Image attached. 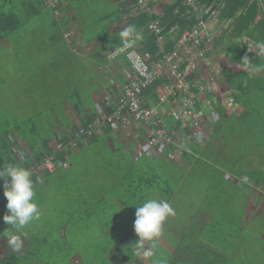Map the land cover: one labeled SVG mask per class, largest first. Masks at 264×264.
I'll return each instance as SVG.
<instances>
[{
  "label": "rangeland",
  "instance_id": "1",
  "mask_svg": "<svg viewBox=\"0 0 264 264\" xmlns=\"http://www.w3.org/2000/svg\"><path fill=\"white\" fill-rule=\"evenodd\" d=\"M57 4L59 14L55 17L45 5H38L35 14H28L32 10L30 6L23 11L16 10L20 25L0 42V135L8 130L15 133L14 128L20 125L26 139L40 141L51 134L52 128L58 139V131L64 133V129L58 127V118L65 115L71 125H80L73 107L78 101L91 108L93 91L94 100L99 105L119 92V82L102 74L106 72L104 51L108 47L103 39H106L105 34L111 33L107 30L109 19L114 21L108 17L112 12L113 17L119 13L115 3L111 0H58ZM10 9L11 5H4V10ZM69 12L72 22L63 28L64 16ZM221 23L225 25L226 22ZM110 28L119 29L116 25ZM80 34L83 41L95 42L88 46L74 43ZM219 57L218 54L215 59L221 66L225 59ZM209 65L206 69L208 75L218 77L212 69L217 66L214 61ZM226 68L237 71L231 64L221 66V70ZM107 86L113 87L107 89ZM217 86L214 96L224 100L231 90L225 83ZM227 99L224 105L229 107L221 115L225 119L233 112V102L230 97ZM219 119L218 113L214 120ZM203 122L197 123L208 129V139L201 145L194 143L193 135L186 137L179 131L173 133L186 139L187 143L191 141L192 149L200 148L197 155L183 158L181 150H175L176 154L173 151L171 156L165 153L163 158L162 155L152 157L145 153L134 160L132 152H125L123 145L117 143L118 139L130 143L132 138L125 133L127 130L120 128L96 137L97 132L87 146L72 150L69 171L58 167L55 175L45 176V182L42 178L46 173L36 174L38 182L33 183L34 200L41 218L23 230L19 264H109L104 260V247L114 248L116 237L104 239L101 235L103 222L109 217L102 219L101 213L92 212L87 230L86 226L82 228L85 220L80 219L85 212L79 208L102 200L98 199L102 196L109 198L106 193L117 188L114 177L120 168L129 165L134 166L129 177L134 181L132 188L136 194L150 192L155 194L154 199H164V188L169 189L167 201L176 215L164 224L159 239H167L174 246L181 240V231L190 224L196 226L200 221L204 222L201 215L206 214L208 219L202 239L227 250L217 252L225 258L226 264H264V192L260 191L264 189V183L251 181L252 185L247 186L241 181H245L243 174L251 178L254 172L257 174L264 167V145L258 143L251 147L245 138L239 136L241 131L235 124L231 132L228 122L222 121L215 132L208 119ZM189 129L194 131L199 127L191 124ZM244 135L248 133L244 132ZM26 139L17 138L21 148H26ZM82 142L86 143V140ZM111 145L113 150L109 149ZM15 157L24 161L17 153ZM125 196L128 201L129 194ZM247 204L249 209L245 211ZM3 216L0 215V258L13 252L3 233L10 227L4 223ZM193 229L188 234H181L190 238ZM158 247H155L151 261L163 264L166 252ZM128 262L135 264L132 260Z\"/></svg>",
  "mask_w": 264,
  "mask_h": 264
},
{
  "label": "trees",
  "instance_id": "2",
  "mask_svg": "<svg viewBox=\"0 0 264 264\" xmlns=\"http://www.w3.org/2000/svg\"><path fill=\"white\" fill-rule=\"evenodd\" d=\"M200 2L204 7L209 8L210 12L217 15V21L219 23L227 22L226 27L221 30L217 41H212L211 52H213V47H215L216 50L224 46L223 54L227 60L238 69V72L236 73H233L230 69L224 70V80L232 90L230 97L233 99V103L237 105L233 108L231 115L227 119L221 117L222 113L225 112V109L228 107H220L217 103H211L212 108L218 109L220 119L218 121H214L212 119L210 120L209 116H206L205 118L213 124L212 130L215 132H217L218 128L221 126L222 121H226V123L228 122L227 126L229 125L231 132L233 131L234 124L236 125V128L237 126L240 128L241 132L238 133L239 136H241V138H245V140L251 144V147L258 143L264 145V72L257 73L254 76L249 77L246 72L240 68V62L245 56H247V58L255 64H264V56L257 58L254 48L251 52L248 50V46L253 45L255 42L264 41V0H200ZM5 4L11 5V9L9 11L4 10ZM38 5H45L49 7L54 15V9L46 3V0H38L35 3H31L30 0H1L0 42L19 27L21 21L16 14L17 11H23V9H28L30 6L32 10L29 11L28 14H35L38 11ZM57 7L58 4L56 8ZM121 7L122 8H119V13L115 14V16L117 18H121L123 15L128 17L129 13L132 12V17L129 19V25L135 26L138 31L152 20L160 21L163 35L165 36L163 43L164 51L171 50L174 43L178 40L182 33L190 29L194 24V19L188 12L185 0H175L172 4L165 5L162 9L161 15L159 16L139 11V8H137V0H127L121 4ZM27 12L28 11L25 13ZM109 15L110 16L108 18H114L112 16L113 13H110ZM119 32L120 31L116 33L114 32L113 37H109L106 34L104 36L106 39H103L106 42L105 44H107V46L118 45L119 34H115ZM141 34L143 35V40L140 41L139 50L142 54L149 53L151 55L150 59L153 60V57L157 53L158 49V46L156 45V37L154 34L147 31H141ZM248 39H251L252 41H248ZM213 53H215V51ZM218 67L219 66L213 68L215 73L219 72ZM189 79L193 82V77H190ZM161 82V80L155 81L143 92L144 105L158 104L157 91L160 89ZM192 89L196 91L195 87H192ZM207 95L210 94L208 93ZM73 107L79 117L80 125H71L68 122V117L65 115H63L62 119L58 118V127L61 126L64 129V133L58 131V139L65 141L76 140L75 145L80 146L83 145V140L75 139V133L79 130L80 126L85 127L88 123H90L91 119L86 115V112H84L85 106H82L81 101H78V103H76ZM196 108L197 110L201 109L198 103ZM92 111V117H95L97 115V109L94 104L92 106ZM103 111L109 112L110 107H105V110L103 109ZM166 116L170 117L169 120H167L168 123L166 124L169 126L174 124L172 127L173 131L180 128V121H176L175 123L170 114L166 113ZM233 121L235 123H233ZM14 131L15 133L8 130L0 135V168L8 164H13L27 169L30 163L34 160L39 162L42 156L51 154L53 138H56V130H54V128H52L51 134L41 138L40 141L33 140L32 138L26 139L20 125H17L14 128ZM244 132H247L248 135L245 136ZM18 137H21L23 140L26 139L28 142L26 148H21L18 145ZM93 139L94 136L87 138L85 146H87ZM190 142L188 149L181 150L183 158H187L188 156H191V154L197 155L200 153V148L193 147L192 149L190 147ZM197 142L198 141H194V143ZM75 145L70 146L69 149ZM15 148L19 150L24 161L16 159L14 155ZM173 149L174 148L172 146L168 151L170 152ZM65 154L57 153L58 160L64 161ZM259 171L260 172L257 174L254 172L251 175V178L245 174H243V177L249 180L253 179L252 181H255L256 183H264V167H261ZM31 177L34 178V175H31ZM241 181L243 185H249L247 181ZM3 183L4 181L0 179V215H5L7 213V201L3 195ZM166 187L163 192L165 197H167L165 199H168L169 195L167 196L166 193H169V189ZM19 260L20 253L13 251L12 253L0 258V264H19ZM112 260L116 262V258Z\"/></svg>",
  "mask_w": 264,
  "mask_h": 264
},
{
  "label": "built area",
  "instance_id": "3",
  "mask_svg": "<svg viewBox=\"0 0 264 264\" xmlns=\"http://www.w3.org/2000/svg\"><path fill=\"white\" fill-rule=\"evenodd\" d=\"M46 3L54 9V15L57 16L59 14L56 8L57 0H46ZM185 3L191 11L194 24L182 33L171 50H163L164 35L160 21L152 20L144 30L153 33L156 37L158 49L153 60L139 51L138 42L125 53L116 54L115 48L108 52V60L116 59L119 55L124 56L129 64L131 77L123 83L117 97L114 99L108 97V100L112 101L107 105L110 111L105 112L97 107V115L85 127H79L75 139L86 140L97 132L106 134L109 130L116 132L120 128L127 130L135 124L143 130V134L134 140L138 154L147 153L153 157L161 155L163 157L165 153L170 154L168 150L172 146L173 152L188 149V141L180 136H174L173 133L176 131L181 135L184 133L186 137L193 135L192 138L199 144L205 143L208 139V129L201 127L197 122L204 123L203 119L206 116L215 119L216 115L207 106L200 110H197L196 106L201 95L214 90L215 78L212 75L196 77L193 73L197 72L206 55L212 50V35L207 31L206 17L211 18L213 15L200 0H185ZM137 8L139 11L152 13L149 0H137ZM190 77H193V82ZM157 80L162 81L157 91L161 107L144 105L143 92ZM192 87H195L196 91ZM169 101L171 103L166 111L162 105L168 104ZM166 113L172 116L175 123L180 121V128L173 131L174 124L169 126L164 122ZM191 124L199 129L190 131ZM75 142L76 140L65 141L56 138L55 148L51 154L42 156L39 162L34 160L27 169L34 176L38 173H52L60 166L67 169L69 165L66 157L64 161H60L57 153L65 154ZM14 151L15 156L16 153L21 156L18 149L15 148ZM245 181L252 185V180L245 178ZM260 191L264 192V189Z\"/></svg>",
  "mask_w": 264,
  "mask_h": 264
},
{
  "label": "crops",
  "instance_id": "4",
  "mask_svg": "<svg viewBox=\"0 0 264 264\" xmlns=\"http://www.w3.org/2000/svg\"><path fill=\"white\" fill-rule=\"evenodd\" d=\"M111 1L114 2L115 5L117 6V8L119 9V8H122L121 4L126 2L127 0H111ZM174 1L175 0H150L151 6L154 9L153 14L158 15V16L161 15L163 7L167 4H172ZM30 2L32 3L33 1L30 0ZM70 13L71 12H69L66 17L64 16V22H62L63 28H65L66 25H70L72 22V14H70ZM130 17H132V12L129 13L128 17L126 15H123L121 18H117L115 16L114 21L109 19L110 23H109L107 30L111 31V33L107 34V35L113 37L114 32L116 33L118 31H121L123 28L127 27L130 23L129 22ZM80 20H82V18H80ZM226 24H227V22L225 23V25H223L222 23L220 24L216 20V18L214 20L208 21V24H207L208 30L207 31L210 33V35H212V41L213 42L217 41V39L221 33V30L226 27ZM114 25H116V27H118L119 29L116 30V28H115L113 30L112 28H110L111 26H114ZM142 29L143 28H141L139 31L138 30L137 31L141 33V31H143ZM81 34L83 35L82 31H81ZM80 35L77 37V39L74 41V43L79 44V45L87 44V46H88L89 43L92 45L95 42V41L89 42V40H84V41H86V42H84L82 39V35L81 36ZM65 36H66V34H65ZM164 40H165V36H164ZM250 40L251 39H248V41H250ZM111 46H108V48H110ZM108 48H106V50ZM223 48H224V46L215 50V47H213V52L215 51V53L209 52L206 55L205 59L202 61L201 65L198 67L197 72L193 73L194 76L205 77L209 74L206 69L209 68L210 63L212 65V63L214 61V63L217 66H219V72L214 73V74H216V76L218 75V77H214L215 78L214 90L211 93H209L210 95H207L208 93L201 95L200 99L198 101V104H199L201 109H204V106H207L212 112H215V114L219 113L218 109L212 108L211 103H217L220 105V107H223V105L225 104V101H228L227 98L230 97V93L232 91L229 88V86L227 85L226 81L224 80L225 73H224V70H221V66L227 65V64H231V66H233V64L230 63L227 60V58L225 57V55L223 54L224 53ZM87 52H88V50L86 52H83V53H87ZM218 54L220 55L219 58L222 57L223 59H225L224 62L221 63V66L215 59V57ZM146 55H148L149 57L151 56L149 53ZM104 69L106 70V72H102V74H104V77L107 78L109 75V77H112L119 82L118 83V85L120 87L119 92L121 91L122 84L131 77V71H130V68L128 66V63L123 58H120V59L112 61V62L106 61V67H104ZM212 69H213V66H212ZM226 69H229V68H226ZM230 70L233 73L238 72V69H237V71H234L232 69H230ZM92 73L93 72H91V74ZM208 76H210V75H208ZM212 76H214V75L212 74ZM88 80H89V78H88ZM91 81L93 82L92 79H91ZM109 81L113 82L111 79ZM95 82H96V79H95ZM224 83L226 84V86L231 91L229 93V96L227 95V98H225L223 100L222 98L219 99L218 97L214 96V94H215L214 92H216V88L218 87L217 86L218 84L222 85ZM111 87H113V86H107L106 88L109 89ZM118 93L117 94L115 93L116 95L114 94L115 95L114 97H117ZM94 97L95 96H94V91H93L92 101H93V104L95 105L96 109L98 107L100 109L105 110V107H107V105L109 103H112V101H110V100H108V98H106L103 101H101L102 102V106H101L94 100ZM230 102H233L232 98H231ZM170 103H171V101H169L168 104L164 105V109L166 111H167ZM158 104H159V102H158ZM158 104H154V105H158ZM232 104H233L232 108H234L235 103H232ZM224 107H229V106L224 105ZM84 112H86V115L91 119V117L93 116L92 106H91V108L85 107ZM169 118L170 117L166 116V114H165L164 122L168 123L167 120H169ZM142 131L143 130L141 128H139L137 125L132 124V126L130 128H128L127 131H125V133H129L130 136H132V138L130 139V143H125L122 139L117 140L118 144L123 145L124 150H126L125 152H127L128 150L132 152L131 156L133 157L134 160L138 159L142 154L143 155L145 154V153H140V154L135 153V151H137V150L134 148V145H135L134 140L136 139V137H140L143 134ZM100 135L102 136V134H98L95 136L98 137ZM95 136H94V139H95ZM85 144L86 143H83V145H80V146L75 145V146H73L67 150L65 157H66V160H67L68 165H69V167L67 168L68 171H69V168L71 167V164L69 163L70 162L69 157H70L72 150H74L76 147L85 146ZM188 145H189V143H188ZM109 149L113 150L112 145L110 146ZM75 150H77V149H75ZM172 151L173 150L170 151V154H169L170 156L172 154ZM174 154H176V153L174 152ZM133 169H134L133 165H129L128 168H120L119 174L114 177V179H115L114 185L117 188H112L111 190H109V193L104 192V193H106V195H110L109 198H107L106 196H102V197L98 198V199H102V200H99L96 202H89V204L86 205L84 208H82V209L79 208L80 211L85 212V215L81 216L80 219L85 220V222H82V228H84L86 226L87 230L90 226V218H91L92 212L98 211L99 214L101 213L103 216L102 219L109 217L108 221L103 222V229L101 231V235L104 239H106L108 236L116 237V239L113 241L114 248L104 247V253H105L104 260L106 262H108L109 264H129L128 261H131V260L135 264H155L154 262L151 261V258L144 260L142 258H137V257L131 255V246L133 244L137 243L139 240V237L135 234L134 227H133L134 219H135V208L140 202L145 200V198H143V196L148 199V198H153V196L155 195L154 193H150V192H147L146 194H143V195L142 194L138 195L135 193V190L132 188L134 181H133V179H130V177H129L130 173ZM57 170H58V168L52 173L44 174L42 180L44 179V182H45V179H47V177H45V176L48 174L55 175V173H57ZM110 170L112 172V168ZM117 171H114V172H117ZM31 179H32L33 183L38 182V180H37L38 178L36 179V176H34V178L31 177ZM42 180L40 181L41 184H42ZM136 184H137V182H136ZM157 191L158 190H156V192ZM125 194H127V195L129 194L128 201L124 198V197H127V196H125ZM165 200H168V199H165ZM132 201H134V202H133L132 206H130V203ZM83 203H85V202H83ZM101 205L103 206L102 208L100 207ZM248 206H249L248 204L245 206V211H248L247 210V209H249ZM106 214H108V215H106ZM201 218L204 219V222L200 221V223H198L196 226H193V225L191 226V224H190V226L188 228H185V229H183V231H181V233H183V234H185V233L188 234V233H190V230L192 228H194L192 236L190 234V238H188V237H186L180 233L179 236H180L181 240H178V242L176 241V244L174 246H172L173 243H168L167 239H164V238L158 239V241L155 242V247L158 245L159 246L158 249H162L164 251V253L166 252L167 256L164 255V257L166 258V262L163 264H186V262H187V264L188 263L189 264H226L225 258L221 257V254L217 253V252H222V251H227V250L219 249L218 247L210 245L207 242L203 241L205 239H202V235L205 232L204 230H205L206 224H207L205 221H206V219H208V215L203 214V215H201ZM224 224H225V222H224ZM199 234H200V237H199ZM232 241H234V240H232ZM201 243H203V244H201ZM115 246H116V248H115ZM145 246L150 247L151 245L146 243ZM177 249H179V251ZM155 250H156V248H154V252H155ZM176 252H178V254L180 252V255H176ZM213 252H215V253H213ZM115 256H117V257H115ZM114 258H116V262L112 260ZM188 259H191L192 261H189ZM228 263H229V261H228Z\"/></svg>",
  "mask_w": 264,
  "mask_h": 264
},
{
  "label": "clouds",
  "instance_id": "5",
  "mask_svg": "<svg viewBox=\"0 0 264 264\" xmlns=\"http://www.w3.org/2000/svg\"><path fill=\"white\" fill-rule=\"evenodd\" d=\"M141 40H143V35L136 30L135 26L129 25L123 28L119 32V44L112 45L105 51V60L112 62L120 58L125 59L123 55H119L116 59L108 60L107 54L113 48H115L116 54L125 53L128 49L133 48L137 42L139 49ZM253 48L257 58L264 56V41H257L248 46L250 52L253 51ZM240 68L249 77L264 72V64H255L247 56L241 60ZM0 179L4 181L3 195L7 201L6 210L8 213L3 216V221L10 226L3 233L13 251L19 252L22 247L21 235L24 234L23 230L41 218V211L34 200L35 191L31 172L22 166L8 164L0 168ZM175 215V209L165 199L148 198L140 202L135 208L133 225L139 240L131 246V255L142 259L153 257L155 242L163 235L164 224ZM146 243L151 246L146 247Z\"/></svg>",
  "mask_w": 264,
  "mask_h": 264
},
{
  "label": "bare ground",
  "instance_id": "6",
  "mask_svg": "<svg viewBox=\"0 0 264 264\" xmlns=\"http://www.w3.org/2000/svg\"><path fill=\"white\" fill-rule=\"evenodd\" d=\"M255 1V0H254ZM149 2H150V0H149ZM186 6H187V4H186ZM187 9H188V12L191 14V11H190V9H189V7L187 6ZM154 9H153V7H152V13L151 14H153L154 12ZM212 15H213V17H211V18H207L206 17V20H207V22L208 21H210V20H214L215 18H216V20H217V15L215 14V13H212V12H210ZM192 15V14H191ZM193 17V16H192ZM208 24V23H207ZM146 27V26H145ZM145 27H143V28H145ZM189 30V29H188ZM212 51V50H211ZM210 51V52H211ZM113 98V97H112ZM115 98V97H114ZM113 98V99H114ZM159 102V101H158ZM167 104V103H166ZM166 104H164V105H166ZM164 105H162V107L164 108ZM158 106H160L159 104H158ZM161 107V106H160ZM164 117H165V114H164Z\"/></svg>",
  "mask_w": 264,
  "mask_h": 264
}]
</instances>
